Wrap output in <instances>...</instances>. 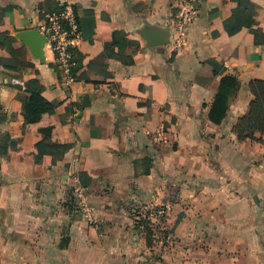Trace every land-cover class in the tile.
<instances>
[{"label": "crops", "instance_id": "1", "mask_svg": "<svg viewBox=\"0 0 264 264\" xmlns=\"http://www.w3.org/2000/svg\"><path fill=\"white\" fill-rule=\"evenodd\" d=\"M248 1L258 43L251 28L231 33L233 0H199L182 33L185 0H0V35L14 38L0 40V264H264V143L233 130L250 81L264 79V0ZM63 3L87 27L69 86L47 43L36 57L17 36ZM152 31L168 40L149 44ZM210 58L240 81L220 124L209 117L221 78ZM32 79L58 103L37 121L17 97ZM48 128L71 147L38 163ZM75 190L90 218L70 209ZM162 206L149 245L137 219Z\"/></svg>", "mask_w": 264, "mask_h": 264}, {"label": "trees", "instance_id": "2", "mask_svg": "<svg viewBox=\"0 0 264 264\" xmlns=\"http://www.w3.org/2000/svg\"><path fill=\"white\" fill-rule=\"evenodd\" d=\"M236 2V7L233 9V18L229 22V28L231 33L235 34L239 32L243 27H248L253 30L255 33V40L259 42V29H253L255 24V11L253 4L248 0H233ZM78 14V21L80 28L82 30L83 38L87 36V27L84 23V20L81 15L79 8L75 5ZM87 12V11H85ZM94 26L97 24V20L93 19ZM91 28V29H93ZM93 31L90 34L92 36ZM122 32H115L113 36V45L121 46L122 41ZM0 40L3 43H12L14 38L9 35H0ZM131 43L137 44V42L132 41ZM109 53V50H106L105 54L100 55L97 58L104 57ZM76 54V63L82 57V54L75 50ZM205 67L208 68L209 73L216 77L220 76V84L218 92L216 93L213 103L210 108V120L220 124L226 116L229 100L235 96L240 87V81L235 75L225 73V65L222 61H219L215 58H210L205 61ZM77 65V64H76ZM79 71L78 65L73 69L74 75L77 79V72ZM204 71V70H203ZM206 71V70H205ZM250 91L252 94V99L248 105L246 113L239 118L235 124L233 130L238 137V140L241 142L245 141H256L264 143V79H252L249 83ZM40 82L38 79H32L29 82L28 89L24 90L22 94H18L17 97L25 106V118L30 121H37L41 118L42 114L54 110L57 106V102H51L47 100L39 91ZM45 138L36 144L37 153L35 155V161L41 162L42 156L49 154L53 156L55 160L61 159L64 154L69 150L71 145L69 144H60L50 142L51 128L43 129ZM75 202L74 198L72 199ZM138 226L141 227L146 224L144 227L145 234L147 237V243L152 245L149 241L151 235L154 236V230L151 226V222L148 219H140L137 221Z\"/></svg>", "mask_w": 264, "mask_h": 264}, {"label": "built area", "instance_id": "3", "mask_svg": "<svg viewBox=\"0 0 264 264\" xmlns=\"http://www.w3.org/2000/svg\"><path fill=\"white\" fill-rule=\"evenodd\" d=\"M198 2L199 0H185L178 15L177 30L179 33H182L190 24L196 13ZM43 16L44 23L40 31L45 35L46 43L55 55L57 70L62 81L69 86L76 81L73 72L77 64L75 50L83 38L77 10L71 3H63L50 9H44ZM76 196V209L81 210L90 218V210L85 205L82 190H78ZM165 212V207L162 206L151 211V215H144L143 218L148 220H151L150 216L162 218Z\"/></svg>", "mask_w": 264, "mask_h": 264}, {"label": "water", "instance_id": "4", "mask_svg": "<svg viewBox=\"0 0 264 264\" xmlns=\"http://www.w3.org/2000/svg\"><path fill=\"white\" fill-rule=\"evenodd\" d=\"M17 36L29 45L34 56H41L42 47L44 46V44H46L47 40L40 29L23 31L20 32ZM147 39L149 44L156 45L165 43L168 40V37L165 35H161L159 32L152 31L148 33Z\"/></svg>", "mask_w": 264, "mask_h": 264}, {"label": "rangeland", "instance_id": "5", "mask_svg": "<svg viewBox=\"0 0 264 264\" xmlns=\"http://www.w3.org/2000/svg\"><path fill=\"white\" fill-rule=\"evenodd\" d=\"M75 193H76V190H75ZM66 204H67V203H66ZM68 204L70 205V209H72V210H76V203L73 202V200H70V202H69ZM140 219H145V218L141 217V218L137 219V221L140 220ZM145 225H146V224H144L143 226H145ZM143 226H141V227H143ZM143 228H144V227H143ZM143 231L145 232V230H143ZM156 238H157V237L151 235L149 241L153 244V242H154V240H156Z\"/></svg>", "mask_w": 264, "mask_h": 264}]
</instances>
